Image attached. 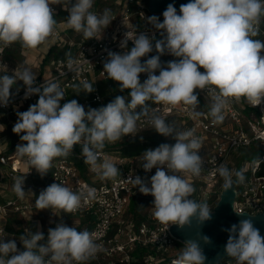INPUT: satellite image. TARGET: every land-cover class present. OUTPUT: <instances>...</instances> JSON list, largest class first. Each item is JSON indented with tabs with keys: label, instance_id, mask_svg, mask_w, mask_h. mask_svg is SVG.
Here are the masks:
<instances>
[{
	"label": "clouds",
	"instance_id": "clouds-1",
	"mask_svg": "<svg viewBox=\"0 0 264 264\" xmlns=\"http://www.w3.org/2000/svg\"><path fill=\"white\" fill-rule=\"evenodd\" d=\"M94 3L95 0H0V44L7 47L18 42L23 48L35 49L50 43L57 25L51 7L54 4L63 5L69 13L68 28L82 33L85 40L96 38L111 24L112 11L105 8L97 14L92 11ZM162 16V21L157 15L147 17L153 29L151 34L126 31L119 43L123 52L105 50L104 72L108 79L118 83L119 91L130 90L128 101L117 95L106 105L89 107L87 111L76 99L61 105L65 93L59 83L34 86L37 74L31 68H15L9 74L3 65L0 106H8L14 95L11 90L18 81L25 87V99L39 96L27 111L17 113L12 131L17 135L24 133L20 140L26 143L18 144L16 153L26 157V163L43 177L55 158L67 157L74 145H80L84 164L91 172L101 180L115 179L121 175L120 170L110 158H102L103 149L106 143L115 144L125 136H135L137 121L146 117L156 133L171 137L175 143H161L139 158L145 172L156 169L150 179L146 181L137 175L127 180L143 195L154 197L152 215L159 223L175 225L179 231L195 226L194 234L182 241L174 264H221L225 257L232 258L235 264H264V236L256 227L255 217L248 214H239L237 223L222 229L228 234L227 241L209 261L205 247L213 242L200 228L212 219L213 209L207 202L193 199L196 188L178 174L201 175L202 138L195 135V129H179L147 103L190 106V115L196 119L204 113L197 110L195 90H207L212 101L208 115L215 125L224 121V111L232 100L244 98L253 107L264 102V40L254 39L264 19V0H189L180 6L179 14L173 4H168ZM129 41L133 45L130 49ZM153 51L157 54L149 56ZM165 53L176 59L162 63ZM65 55L67 70L78 71L76 60L70 53ZM144 57L148 58L142 62ZM142 73L147 75L143 83ZM74 87L77 95L95 91L88 81ZM260 162L257 158L256 163ZM216 171L226 192L245 183L243 169L220 164ZM13 179V191L22 200L31 193L24 190L26 177ZM96 198L95 188L73 191L61 183H52L40 192L35 205L40 210L74 213L82 202ZM19 240L23 251L18 250L15 239L5 242L0 236V264H86L103 250L93 233L64 223L48 229L46 243H40L45 236L39 230H25Z\"/></svg>",
	"mask_w": 264,
	"mask_h": 264
},
{
	"label": "built area",
	"instance_id": "built-area-1",
	"mask_svg": "<svg viewBox=\"0 0 264 264\" xmlns=\"http://www.w3.org/2000/svg\"><path fill=\"white\" fill-rule=\"evenodd\" d=\"M114 1L113 6L107 7L112 11V22L109 27L101 30L96 38L85 40L82 33H77L79 36L76 42H72L70 38L65 40L62 47L66 46V52L51 59L50 75L45 79L36 81L34 86H39L44 82H57L65 93V98L61 103H65L76 96V100L85 107L86 111L89 107L99 108L113 100H106L98 87L101 80L107 81L108 79L103 69V62L107 57L105 50L123 52L124 50L119 47V43L123 39L124 33L128 31L129 33L145 32L151 34L153 29L147 22V17L160 15L149 11L147 0ZM51 7L55 9L56 5H51ZM177 13L179 14V10ZM97 14L100 13L97 12ZM160 20L163 19L160 18ZM73 32L76 33L74 30ZM60 33L56 26L51 38L57 40V43L61 37ZM157 38H160L159 33H157ZM254 39L264 40L262 24H260L259 35ZM10 46L12 44L7 47L0 44V74L4 69L3 65L9 67L6 52ZM132 46V42L129 41L128 48L130 49ZM66 53H70L76 60L78 71L69 72L67 70ZM156 54L153 51L151 56ZM173 59L176 58L167 53L161 56L162 63ZM146 78L147 75L142 73L140 75L141 83ZM83 81L92 83L95 91L89 95L84 92L77 95V89L74 86L81 85ZM17 88H19L18 92ZM195 91L199 100L197 110L204 113L196 119L190 115V106L183 104L171 106L152 101L147 102L156 114L176 119L182 130L195 129V135L202 138L203 144L199 155L204 160V168L201 175L195 177L186 173L178 174L196 188L192 198L198 202H207L212 208L220 198L224 183L216 169L220 164L227 166V161L235 153L243 152V161L240 167L235 169H243L246 180L244 184L235 185L234 210L237 213L247 212L250 215L258 212L264 214V102L253 107L244 98H241L240 101L232 100L229 107L224 111V121L214 125L211 122L212 118L208 115L212 101L207 90L197 89ZM13 93L8 106H0V111L4 112L12 122H16L17 113L27 111L30 105L37 103L39 96L33 95L25 99L23 84L16 87ZM136 111L139 112L140 109L137 108ZM149 127L151 125L147 122L146 117H141L137 121V130ZM81 151L82 149L76 157L84 162ZM253 152L256 154L254 158H251L250 155ZM142 154L115 156V164L121 175L108 181L86 179L81 175L75 163L69 159L59 158L53 162L46 187L52 183H61L73 191H84L87 187L95 188L97 191V198L94 201L82 202L80 209L70 213L85 217V223L77 230L87 229L95 235L96 242L103 247V250L86 264H174L177 259V254L172 250L179 240L171 233V225L161 224L153 217L152 202L154 197L143 195L138 188L127 180L129 176L135 178L138 175L147 181L155 174V168L150 172H145L141 167L139 158ZM104 156L108 157L109 155L102 152V158ZM257 158L261 160L258 164L256 163ZM26 159V157L16 156V150L8 155L0 153V167L4 169V174L1 177H7L11 184L10 194L0 201L1 217L11 213L26 216L33 209V205L25 197L21 200L13 191V177L15 176L24 175L26 177L24 190L29 187V179L33 176L34 170L26 163ZM23 162L25 167L21 169L20 166ZM229 169L231 168L229 167ZM133 200L137 206L144 205L143 209H148L146 214H134L129 211ZM0 228L3 227L0 226ZM3 230L4 232L0 233V236H3L5 242L15 239L14 233L8 232L4 228ZM18 250L20 249L18 248ZM138 251L145 253L138 255ZM225 264H230V261H226Z\"/></svg>",
	"mask_w": 264,
	"mask_h": 264
},
{
	"label": "rangeland",
	"instance_id": "rangeland-1",
	"mask_svg": "<svg viewBox=\"0 0 264 264\" xmlns=\"http://www.w3.org/2000/svg\"><path fill=\"white\" fill-rule=\"evenodd\" d=\"M115 1L114 0H95L94 6L92 11L95 12V10H97V12H99L100 14H102L103 10L105 8H107L108 6L111 7L113 6ZM58 8L60 12H58L57 15H55V19L57 20V26L58 29L61 30L60 34L61 37L59 38L58 42L61 44L59 45V43L56 45V47H54V55H57L61 50H63L64 47H62L63 43L65 40H67L68 38H70V40L72 42H76L78 40V34L74 33L72 31V29L67 28V25H65L63 28L59 26L60 23L64 22V24H66V20L68 18L69 13L67 11H65L64 6L63 5H58ZM57 7H55V12L56 9H58ZM95 12V13H97ZM159 17L161 19H163L162 14L159 15ZM264 20V19H262ZM42 45L38 46L35 49H28L25 50L20 43H14V46L11 48L9 52L7 53L8 56H10L11 61L13 63H18L20 65H23V67H29L31 68L36 74L38 75H43L44 73H46V71H50V60H48L45 65L42 67L41 65V61H43V57L45 55L44 50L40 48ZM53 55V57H54ZM27 57H29L31 59L30 63L27 64L28 60ZM51 56V59L53 58ZM24 60L26 61L24 63ZM34 62V64H33ZM37 62V65H35V63ZM38 66V67H37ZM159 74V73H158ZM157 74V75H158ZM102 82V80L100 81ZM103 84V83H101ZM16 86L14 85V88L11 90L12 92L15 90ZM112 88L113 91L119 92V85L117 82L113 81L112 82ZM105 91H107V93L112 94L110 89H105ZM129 91L130 90H124L123 93H121V96H125V100L128 101L130 99L129 95ZM196 92V91H195ZM115 97V96H114ZM61 105H63V103H61ZM168 122H174L175 125L179 128L180 126L177 124V121H175L176 119L173 118H166L164 117ZM0 127H3L2 131H0V135L4 134L6 140L8 141L6 144V148H9L10 146V142L12 139V136L15 135V133L12 131L13 126H11V121L10 119L4 114V112L0 111ZM137 134L135 136H125L121 141L116 142L115 144H109L106 143V146L104 149H106L107 146H110V150L109 152L112 154V156H116V155H126L127 152L125 151V148L123 147L124 144L128 143H132L134 146H142L144 147V149H140L141 153H144L146 150L148 149H155L156 147H158L160 145V143H169V144H174L175 141L171 138V137H164L158 133H156L151 127L143 129V130H137L136 129ZM24 133H21V135ZM142 138V139H141ZM155 141V142H159L158 144H151L149 143L150 141ZM16 145H18V139L14 141ZM116 144H122V148L121 150H116ZM241 157V158H240ZM243 157H244V153H235V155H232L231 158H229V160L227 161V167H230L231 169H235V168H239L242 161H243ZM255 156H253L252 158H254ZM108 158H110L108 156ZM58 158H55L53 160V162L55 160H57ZM112 160V162L115 164V158H110ZM52 162V164H53ZM82 166H81V172L83 174V176L86 179H89L91 181H101V179L97 176L94 175L90 170L88 165H85L84 162H81ZM52 168V167H51ZM51 171V169L49 170V172ZM48 172V173H49ZM47 173V174H48ZM46 174V175H47ZM109 179L105 180L108 181ZM223 180V179H222ZM10 181H6L5 183H0V200L4 199L5 197L8 196V193L11 192L10 191ZM31 188V187H30ZM28 189L31 190V193H28L25 198L27 201H33V203H35L36 198H38L40 192L42 190H44V188H40L37 189L36 194L32 195V189ZM26 191L29 192V191ZM32 204V203H31ZM140 204V203H139ZM33 205V204H32ZM148 211L147 208L143 209L140 211V213L146 214V212ZM0 223H4V225H6L7 227H9L10 231L12 233H14L16 242L18 243L17 246L18 248L23 251V245L21 244L19 237L21 235H23L25 233V230H31L33 233H35L36 231H42L44 233L45 236V240L40 242V243H46L47 241V234H48V229L49 228H55L57 224L59 223H64L65 225L69 226V227H80L82 226L85 222L83 220V217L81 215H70L69 213H65L60 209H49V210H40L38 209L36 206L33 207V209H31L30 213H28L26 216L21 215V214H14L11 213L5 217H1L0 216ZM2 226V225H0ZM3 227V226H2ZM182 242L177 241L175 244V248L174 250H172L174 253L177 254V256H179L180 250L182 248ZM178 258V257H177ZM226 261H230V264H235V261L230 258L227 257L224 260L221 261V264H225Z\"/></svg>",
	"mask_w": 264,
	"mask_h": 264
},
{
	"label": "water",
	"instance_id": "water-1",
	"mask_svg": "<svg viewBox=\"0 0 264 264\" xmlns=\"http://www.w3.org/2000/svg\"><path fill=\"white\" fill-rule=\"evenodd\" d=\"M146 2L150 12L162 14L163 11L166 10L168 4H173L178 11L180 6L182 4H187L189 0H147ZM234 201L235 186L232 190H228L227 192L223 188L219 200L211 208L213 209L212 219L205 222L200 228L203 234L210 237L213 242L211 245L205 247V253L209 258V261L213 260L217 253L222 251V248L227 241L228 234L222 231V229L229 227L233 223H237L240 219L239 214H248L247 212H235ZM250 216L255 217L256 227L260 229L261 235L264 236V214L258 212ZM170 231L179 241L182 242L185 238L194 234L195 226H193V228H186L183 231H179L176 226H172Z\"/></svg>",
	"mask_w": 264,
	"mask_h": 264
},
{
	"label": "trees",
	"instance_id": "trees-1",
	"mask_svg": "<svg viewBox=\"0 0 264 264\" xmlns=\"http://www.w3.org/2000/svg\"><path fill=\"white\" fill-rule=\"evenodd\" d=\"M262 27L264 28V20H262ZM54 48L53 47H51L49 50H48V52L44 55V57H43V61H41V63H42V66L51 58V56L53 57V55H54ZM66 46H64V48H63V50H61L57 55H62V54H64L66 51ZM57 55H54V57L55 56H57ZM149 56H151V53L149 54ZM148 57H144V58H142V62L145 60V59H147ZM200 71L201 72H203L204 70L201 68L200 69ZM112 82H113V80H111V79H107V81H102V82H99L98 83V87H99V91H100V93H101V95H103L104 97H105V99L106 100H110V99H114L115 97L114 96H117V95H122L121 93H123V92H121V91H119V92H117L116 93V91H113V88H112ZM101 83H103V84H101ZM109 84V85H108ZM17 87V86H16ZM105 89H110L112 92V94H109V93H107V91H105ZM87 95H89L90 93H86ZM72 99H76V96L75 97H72L70 100H72ZM69 100V101H70ZM175 121H177V120H175ZM21 135V134H20ZM20 135H17V134H15L14 136H12V139H11V142H10V146H9V148H7L6 150H5V154H10L11 152H13V151H15L16 150V144H15V140H17V139H19L20 140ZM23 135V134H22ZM23 143H26V142H23L22 141V144ZM149 143H151V144H158L159 142H155V141H150ZM161 144V143H160ZM116 146V150L118 151V150H121V148H122V144H116L115 145ZM124 148H125V151L127 152V154H126V156H134V155H137V154H141V151H140V149H144V147H142V146H134L132 143H126V144H124V146H123ZM80 150H81V146L80 145H74V147H73V151H72V153L71 154H69L67 157H57L58 159L59 158H66V159H69V160H71V161H73V163H75V165L78 167V169H79V171H80V173H81V175L83 176V174H82V172H81V166H82V164H81V162H82V160L81 159H78L77 157H76V155L80 152ZM110 150H112V149H110V146H107L106 147V149H103V152L104 153H110L109 151ZM255 152H253L250 156H251V158L253 157V156H255ZM117 156V155H116ZM247 158H249V157H247ZM46 176L47 175H44L43 177L38 173L37 175H35V176H33L32 177V179H31V181H30V179H29V182H32V185H42V186H45V184H46V182H45V178H46ZM84 177V176H83ZM8 179H7V177H1V174H0V183H5L6 181H7ZM9 181V180H8ZM10 194V192L8 193V195ZM1 200H3V199H1ZM0 200V201H1ZM143 207H144V205H140V206H137V204H136V202L133 200L132 202H131V204H130V207H129V211L131 212V213H134V214H138V213H140V211L143 209ZM0 225H2L3 226V228L5 229V230H7L8 232H11L10 230V228L9 227H7L6 225H4V223H0ZM10 229V230H9ZM145 252L144 251H138L137 252V254L138 255H143Z\"/></svg>",
	"mask_w": 264,
	"mask_h": 264
},
{
	"label": "crops",
	"instance_id": "crops-1",
	"mask_svg": "<svg viewBox=\"0 0 264 264\" xmlns=\"http://www.w3.org/2000/svg\"><path fill=\"white\" fill-rule=\"evenodd\" d=\"M56 7L58 8V5H56ZM59 9L60 8H58V9H56V12H55V15H57L58 14V12H60L59 11ZM66 24H64V22H62V23H60L59 24V26L60 27H64ZM57 26V25H56ZM57 28H58V26H57ZM68 28V27H67ZM61 31V30H60ZM73 31V30H72ZM58 43H57V40H55L54 38H51L50 37V43H48V44H43L40 48H42V49H45L44 50V52H45V54L48 52V50L51 48V47H56V45H57ZM14 46V43L12 44V46H10L11 48ZM25 50H28L27 48H24ZM9 50H10V48L8 49V51L6 52V59H8V61H9V67H7L8 68V71H9V74H11L12 73V71L15 69V68H23V65H20V64H18V63H13L12 61H11V59L12 58H10V56H8V52H9ZM31 59H33V58H31ZM29 57H27V60H28V62H27V64L28 63H30L31 60ZM50 61H51V58L49 59ZM26 61L24 60V63H25ZM31 64V63H30ZM33 64H34V62H33ZM35 65H37V62L35 63ZM41 65H42V63H41ZM45 65V64H44ZM43 65V66H44ZM42 66V67H43ZM38 67V66H37ZM4 71H5V69H3L2 71H1V74H3L4 73ZM50 72H51V67H50V71L48 72V71H46V73H44L43 75L41 74V75H38L37 76V79H36V81H39V80H42V79H45V78H47L49 75H50ZM23 84V82L22 81H18L17 82V87L18 86H20V85H22ZM11 121V120H10ZM16 122H12L11 121V126H14V124H15ZM2 129H3V127H0V131H2ZM18 144H22V141L21 140H19L18 139ZM7 140H6V138H5V135L4 134H1L0 135V153H4L5 152V148H6V144H7ZM5 154V153H4ZM108 155H109V157L110 158H114V156H112V154L111 153H108ZM16 156H18L19 157V155L16 153ZM24 167H25V163L23 162V164H21V166H20V168L21 169H24ZM33 170H34V172H33V176H35V175H37L38 174V172L33 168ZM0 174L2 175V174H4V169H2L1 167H0ZM49 174H50V172L47 174V176H46V178H45V182L48 184V182H49ZM33 176H31L30 177V181H31V179H32V177ZM31 187V188H30ZM32 189V195H34V194H36V191H37V189H39L40 190V188H44V189H46L47 187H46V184H45V186H42V185H32V182H29V187L27 188V189H25V192L28 190V189ZM29 191V190H28ZM26 199V198H25ZM28 200V199H27ZM28 202H30V203H32L33 204V207H35L36 205H35V203H33V201H30V199H29V201ZM30 213V212H29ZM70 214V213H69ZM71 215V214H70ZM83 217V216H82ZM83 220H84V222H85V217H83ZM79 228V227H78ZM77 228V229H78Z\"/></svg>",
	"mask_w": 264,
	"mask_h": 264
}]
</instances>
